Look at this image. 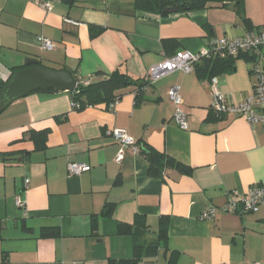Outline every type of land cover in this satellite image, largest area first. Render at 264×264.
<instances>
[{
    "label": "crops",
    "instance_id": "0c3cea01",
    "mask_svg": "<svg viewBox=\"0 0 264 264\" xmlns=\"http://www.w3.org/2000/svg\"><path fill=\"white\" fill-rule=\"evenodd\" d=\"M163 1L174 7V0ZM43 2L51 4L50 11ZM135 4L0 0V90L13 68H26L29 61L75 72L84 82L96 79L98 72L116 71L143 81L152 66L176 52L197 53L216 39L264 27V0H245L244 16L234 4L167 15L156 10L160 3L148 9ZM66 18L78 25L67 24ZM42 37L53 43L52 50L42 49ZM165 40H175L177 47L166 51ZM256 64L264 72V49L242 54L217 76L231 102L253 94ZM173 86L181 87L188 130L175 124L168 97ZM124 92L113 110L105 104L74 110L71 92L40 91L0 114V264L132 259L134 239L121 228L142 218L148 226L144 240L153 242L162 217L169 219L167 244L146 263L264 264V206L257 213L219 210L211 220L200 217L209 208L223 207L232 192L243 196L264 184V125L251 126L238 116L217 117L211 111L210 79L197 72H176L150 84L139 104L133 87ZM115 128L192 172L172 163L155 176L146 156L131 150L116 163L121 147L107 136ZM33 131H48L44 149L36 148ZM70 163L90 169L72 176ZM55 228L58 235L42 236L43 230Z\"/></svg>",
    "mask_w": 264,
    "mask_h": 264
},
{
    "label": "built area",
    "instance_id": "2783aa9c",
    "mask_svg": "<svg viewBox=\"0 0 264 264\" xmlns=\"http://www.w3.org/2000/svg\"><path fill=\"white\" fill-rule=\"evenodd\" d=\"M41 6L50 11L52 6L49 2L40 3ZM67 24L77 26L78 23L70 18H66ZM41 47L43 50H52L53 43L42 37ZM259 49H264V27L247 31L241 37H224L216 39L210 46L200 52L192 53L188 51L177 52L169 56L163 62L151 67L147 80L150 84L172 76L176 72L191 74L196 72V67L207 60H225L236 59L242 54H251ZM254 72L258 75V81L254 87V92L241 103H233L222 93L219 88V80L214 77L210 80L212 87L211 111L217 117L238 116L245 119L251 126L264 125V72L259 64L254 67ZM84 85H89V81H81ZM79 85V82H78ZM168 97L174 105V121L181 130H188V115L184 111V101L181 96V87L173 86L168 91ZM119 101L113 102L108 106L113 110ZM72 108L79 109L80 105L73 102ZM107 136L111 137L120 145V151L116 156V163H121L124 159L126 150H131L134 154H141L142 150L139 143L125 129L115 128L107 131ZM90 166L82 163H70L68 170L72 176H80L87 172ZM25 188H29L30 180L25 181ZM20 208L24 207L21 199L17 200ZM264 206V184L251 187L245 195L232 192L228 200L221 208L212 207L201 214V220L207 221L213 219L217 211L221 210L230 214H248L257 213ZM260 264V263H251Z\"/></svg>",
    "mask_w": 264,
    "mask_h": 264
},
{
    "label": "trees",
    "instance_id": "16d2710c",
    "mask_svg": "<svg viewBox=\"0 0 264 264\" xmlns=\"http://www.w3.org/2000/svg\"><path fill=\"white\" fill-rule=\"evenodd\" d=\"M182 1L183 0H174L173 6L179 7ZM163 2V0H136L135 5L141 8L148 9L152 8L149 6H153L154 4L156 5L160 3L156 10L160 14L167 15L163 13V11L167 8V6L162 4ZM213 3L221 4L223 6H226L228 4H234L239 15L244 16L245 0H191V3H186L185 6L179 7V12H189L205 9L209 4ZM245 22L248 23L249 20L246 18ZM163 45L166 51H168L169 48L175 49L177 47L175 40H165L163 42ZM233 60L235 59L207 60L196 67V72L200 75L202 79L209 78L211 80L212 78L222 75L229 71L233 67ZM23 68L25 67L13 68V74ZM64 71L68 70L64 69ZM69 72L79 82L77 89L74 92H71L73 96V102L78 103L80 105V108L75 110H83L85 108L94 107L101 104H105L108 107L111 103L120 101L125 95L124 91L132 87L134 88L136 104H139L143 100V95L145 94L146 90L150 85V82L148 80H135L128 74H124L119 71L113 72L111 74L98 72L96 73V79L89 81V85H84L81 80L76 76L75 72ZM6 84L7 82H3L1 84V90L6 86ZM40 91L54 90L41 89L36 92ZM47 136L48 131H33L31 133V138L34 140L36 148L38 150L44 149L45 139L47 138ZM141 150L142 154L146 156L150 163V173L155 176H162L165 168L172 163H174L175 166L178 167L184 173L190 174L192 172L191 169L174 162L168 156L160 154L150 148L142 146ZM112 211V209L106 210L105 213L107 216H111ZM168 224L169 219L167 217H162L160 220L158 237L153 242H147L146 240H144V237L148 231V226L142 220V218H138L135 224H133L132 226L128 225L122 227V233L131 235L134 239V257L132 259H125L119 261L109 260V264H149V262L146 263V260L156 258L159 249L165 247L167 244ZM57 230L58 229L56 228L53 231L43 230L42 236L54 237L58 235Z\"/></svg>",
    "mask_w": 264,
    "mask_h": 264
},
{
    "label": "water",
    "instance_id": "95a60500",
    "mask_svg": "<svg viewBox=\"0 0 264 264\" xmlns=\"http://www.w3.org/2000/svg\"><path fill=\"white\" fill-rule=\"evenodd\" d=\"M186 3H191V0H183L179 7L185 6ZM179 7L166 8L163 13H178ZM26 66L14 73L0 91V114L16 100L41 89L74 92L78 87V81L68 71L49 69L32 61L27 62Z\"/></svg>",
    "mask_w": 264,
    "mask_h": 264
},
{
    "label": "rangeland",
    "instance_id": "374dc122",
    "mask_svg": "<svg viewBox=\"0 0 264 264\" xmlns=\"http://www.w3.org/2000/svg\"><path fill=\"white\" fill-rule=\"evenodd\" d=\"M252 1H254L255 3L257 2V0H252Z\"/></svg>",
    "mask_w": 264,
    "mask_h": 264
}]
</instances>
